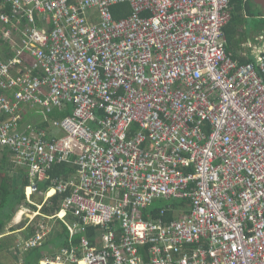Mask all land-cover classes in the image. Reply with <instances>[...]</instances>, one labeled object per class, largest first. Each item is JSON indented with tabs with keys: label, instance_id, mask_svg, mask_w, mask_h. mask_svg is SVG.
<instances>
[{
	"label": "built area",
	"instance_id": "2783aa9c",
	"mask_svg": "<svg viewBox=\"0 0 264 264\" xmlns=\"http://www.w3.org/2000/svg\"><path fill=\"white\" fill-rule=\"evenodd\" d=\"M231 19V0H0V25L22 35L0 62V146L28 170L30 201L55 165L77 166L46 197L65 196L73 232L102 229V251L84 238L40 264H264V52L232 60ZM41 95L47 112L75 105L53 123L64 135L14 124ZM160 200L159 218L143 213Z\"/></svg>",
	"mask_w": 264,
	"mask_h": 264
},
{
	"label": "trees",
	"instance_id": "16d2710c",
	"mask_svg": "<svg viewBox=\"0 0 264 264\" xmlns=\"http://www.w3.org/2000/svg\"><path fill=\"white\" fill-rule=\"evenodd\" d=\"M231 5L232 19L224 28L228 54L232 57V60L239 62L242 65L254 63L255 58L253 56H241L238 52H234L233 46L236 35H238L236 32L238 31H236L232 25L241 24L245 19L244 16L246 14L247 16H253L251 5L245 4L244 0H231ZM122 7L123 5L113 7L114 18H117L118 11ZM243 11L245 12L243 13ZM259 26L260 29L264 28V18H261V23L257 25V29ZM0 53L4 56H9L11 54L7 45L3 43L2 38H0ZM74 108L75 105L70 103L64 111L61 112L55 109L41 120L39 112L35 108L30 105L26 106L20 104L18 108L20 120L18 123H14L12 114H6L2 119L18 125L21 131H23L26 126L29 134L39 133V130H42L47 133V137H50V134L47 131L49 128L51 129L50 123L55 121L60 122V120L67 116H71ZM96 115H103V111H96ZM31 117H36L34 123L30 120ZM93 127H96V124H94ZM52 130L55 129L53 128ZM54 133L55 136H62L64 135V130L60 128L55 130ZM17 155L18 152L16 150L10 149V147L0 146V264H40V262L45 260H53L56 256H60L64 250H81L80 248L84 238L91 240L94 246L102 251L104 249V243H102L99 238V229L102 232L101 226H88L85 231L78 230L73 232L71 230V225L81 219L75 217L69 211L64 219L55 218V220H62L61 225L56 223L53 228L54 230L44 236V239H42L40 244L31 247L26 251L23 250L22 245L33 239L37 234L39 230V218L49 217L52 216L55 211H61L62 201L65 196L54 195L45 201L41 199L40 203L43 204L40 208L39 214L34 218L35 222L32 223L34 220L30 221V223L26 224L24 229H20L22 224H17V226L12 225L15 215L22 206L33 207L28 201L25 191L31 185L29 172L25 167L21 168L17 166ZM76 160L75 157L70 158V161L72 162ZM76 174L77 166H74L73 164L55 165L52 170L48 172L45 180L38 181L37 187L40 191L45 192L52 187V181H70V178ZM159 202L161 203H158V205L155 204L151 208L143 209V213L145 215L151 214L152 218H159L161 210H164L167 205L171 204L170 201L160 200ZM175 203L177 202H173V204ZM146 217L150 218V215ZM173 218V212L165 211V220L169 221ZM120 225V221L114 223L116 229L121 228ZM8 230L11 232L18 231L7 234ZM51 236L53 239L47 242Z\"/></svg>",
	"mask_w": 264,
	"mask_h": 264
},
{
	"label": "rangeland",
	"instance_id": "374dc122",
	"mask_svg": "<svg viewBox=\"0 0 264 264\" xmlns=\"http://www.w3.org/2000/svg\"><path fill=\"white\" fill-rule=\"evenodd\" d=\"M245 4L251 5L253 16H247V14L244 16L245 19L241 24L238 25H232L233 28L238 31V35H236L235 42L233 44L234 46V52H238L241 56L248 57V56H255L259 55L260 53L264 52V28L260 29V26L257 29V25L261 23V18H264V10L257 5L253 0H244ZM9 11L8 8L2 9L1 13ZM245 11H243L244 13ZM10 13V12H8ZM17 23V21H15ZM230 23V22H229ZM228 23V24H229ZM40 26V25H39ZM20 27L22 28V22L20 24ZM6 33H10L11 36L7 37ZM0 38H2L3 43L7 45L8 49L10 50L11 54L9 56H4L0 53V62L3 64H9L11 61L15 60L17 57V47L16 44H21L22 42V35L21 32H18L14 29V26L12 24H4L0 25ZM227 44V42H226ZM28 62V61H27ZM30 63V62H29ZM239 63V62H238ZM255 63V62H254ZM250 63V64H254ZM240 64V63H239ZM248 64V65H250ZM242 65V64H241ZM25 66L28 68H31L28 64L25 63ZM20 69L23 70L22 66ZM47 89L41 88L40 91L43 94H46ZM46 96L40 97L38 102H25L26 106H34L36 107L42 114H45L46 116L49 115L51 112H47V109L50 108L51 102L47 101ZM62 111L66 109V107H61L60 108ZM43 116V115H42ZM36 117H31L30 120L34 123ZM54 122L50 123L51 129L49 128L47 131H49L50 135H54L55 133L52 131L54 128L53 126ZM55 136V135H54ZM41 199H44L41 194H36L35 197L33 198L31 203L33 207H27V206H22L17 214L14 217V220L12 221V225L17 226V224H22L20 226V229H24L26 224L30 223V221L35 222V216L40 212V207L42 203H40ZM158 205V203H157ZM21 213V217L19 218V214ZM61 214V213H60ZM55 218H60L59 215L54 218H46V217H40L39 218V229H41L43 226L46 228L43 230L46 232V235L54 230V225L56 223H59L61 225L62 220L56 219ZM10 230V229H9ZM9 233H13L16 231H9ZM46 239V238H45ZM53 238H49L47 240L51 241ZM10 253V252H9ZM11 254V253H10ZM12 255V254H11ZM13 260V259H12ZM10 260V261H12ZM15 262V261H14ZM13 262V263H14Z\"/></svg>",
	"mask_w": 264,
	"mask_h": 264
},
{
	"label": "clouds",
	"instance_id": "9594fccd",
	"mask_svg": "<svg viewBox=\"0 0 264 264\" xmlns=\"http://www.w3.org/2000/svg\"><path fill=\"white\" fill-rule=\"evenodd\" d=\"M39 19H40V18H39ZM38 27H41V26L38 25ZM42 27H43V24H42ZM43 28H44V27H43ZM68 105H70V103H67L66 106L64 105V106H62V107H66V108H67ZM30 106H31V105H30ZM32 107L35 108V109L39 112L40 119L43 120V119L45 118L46 115H45V114H42V113H41L36 107H34V106H32ZM55 109H57V110H59V111L62 112V110H61L60 108H55ZM55 109H54V110H55ZM74 110H75V108H74ZM73 113H74V111H73ZM42 115H43V116H42ZM72 116H73V114H72L71 116H67L66 118H68V117H72ZM66 118L60 120V122H59V121H55V122H59V123H61V122H62L63 120H65ZM54 129L57 130V129H60V127H59V128H55V127H54ZM55 130H52V131L55 132ZM48 133H49V131H48ZM50 136H51V137H59V136H54V135H50ZM30 187H31V185H30ZM30 187H29V188H30ZM27 189H28V188H27ZM27 189H26L25 191H26V195H27V198H28ZM50 189H51V188H50ZM50 189L47 190V191H45V192L40 191V190L38 189V192H36V193H34V194L31 195V201H30L29 199H28V201H29L30 203H33L32 200H33V198L35 197L36 194H41V195L43 196V198H44L43 201H45L46 199H48L49 197H51V196L46 197V194L50 191ZM53 196H54V195H53ZM42 204H43V203H42ZM42 204H40V205L42 206ZM40 208H41V207H40ZM62 209H63V208H62ZM62 209H61V211H59V212L55 211V213H56V214H57V213L60 214V213L62 212ZM39 211H40V210H39ZM55 213H54V214H55ZM63 213H64V211H63ZM38 214H39V212H38ZM54 214H53V215H54ZM53 215H52V216H53ZM55 217H57V216H55ZM46 218H54V217L49 216V217H46ZM64 218H65L64 215H63V218H62V216L60 217V219H64ZM39 230H40V229H39ZM39 230H38V231H39ZM40 263H41V262H40Z\"/></svg>",
	"mask_w": 264,
	"mask_h": 264
},
{
	"label": "water",
	"instance_id": "95a60500",
	"mask_svg": "<svg viewBox=\"0 0 264 264\" xmlns=\"http://www.w3.org/2000/svg\"><path fill=\"white\" fill-rule=\"evenodd\" d=\"M257 5L264 6V0H253Z\"/></svg>",
	"mask_w": 264,
	"mask_h": 264
},
{
	"label": "crops",
	"instance_id": "0c3cea01",
	"mask_svg": "<svg viewBox=\"0 0 264 264\" xmlns=\"http://www.w3.org/2000/svg\"><path fill=\"white\" fill-rule=\"evenodd\" d=\"M259 6H260L261 8L264 7V6H262V5H259ZM61 214H62V215H61ZM61 214H60V215L63 216V214H64L63 211L61 212ZM20 217H21V213L19 214V218H20Z\"/></svg>",
	"mask_w": 264,
	"mask_h": 264
},
{
	"label": "flooded vegetation",
	"instance_id": "af4514ba",
	"mask_svg": "<svg viewBox=\"0 0 264 264\" xmlns=\"http://www.w3.org/2000/svg\"><path fill=\"white\" fill-rule=\"evenodd\" d=\"M262 9L264 10V7H262Z\"/></svg>",
	"mask_w": 264,
	"mask_h": 264
},
{
	"label": "bare ground",
	"instance_id": "6f19581e",
	"mask_svg": "<svg viewBox=\"0 0 264 264\" xmlns=\"http://www.w3.org/2000/svg\"><path fill=\"white\" fill-rule=\"evenodd\" d=\"M62 215V214H61Z\"/></svg>",
	"mask_w": 264,
	"mask_h": 264
}]
</instances>
